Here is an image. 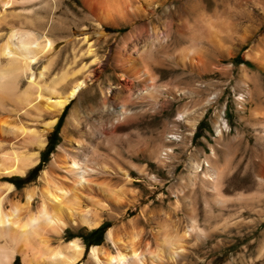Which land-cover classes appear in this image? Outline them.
<instances>
[{"label":"rangeland","instance_id":"obj_1","mask_svg":"<svg viewBox=\"0 0 264 264\" xmlns=\"http://www.w3.org/2000/svg\"><path fill=\"white\" fill-rule=\"evenodd\" d=\"M25 1L18 0L14 10H7V15L13 17L18 11L24 14L21 11L27 7L23 5ZM255 4L249 5L255 17L248 33L251 36L226 40L218 50L209 49L206 58L203 56L207 63L203 60L198 69L188 64L182 67L164 55L160 57L161 64L151 65L162 91L155 100L130 108L131 117L113 118L111 124L101 110L91 112L89 104L79 102L80 94L66 105L45 134L46 145L39 152V163L23 176H14L9 183L14 185L24 204L27 192L43 189L45 173L50 171L54 158L73 150L69 141L79 139L87 128L94 127L92 142L99 143L102 151H109L113 159L118 158L120 167L119 180L110 174L113 171L110 162V173L98 183L110 181L114 184L111 188L120 196L114 202L98 197L107 211L87 208L98 213L97 227L91 229L67 222L59 236L50 237V244L43 247L44 253L27 252L23 243L0 240V245L13 254L11 264L28 261V264H52L53 257L46 253L72 240H77L84 249L74 264H96L89 254L95 245L102 261L97 264H106L111 257L130 258L129 262L134 264H264V18L259 17ZM52 6L50 3L40 12L43 24L51 25L57 38L53 52L33 65L40 91L46 95L42 89L56 82L57 92L64 95L76 70L85 65L86 73L96 74L94 85L99 83L105 91L109 86L116 88L109 94L103 91L106 96L96 94V108L105 101L106 110L116 115L115 100L127 92L120 85L132 88L133 92L137 90L119 75L118 52L124 54L121 37L127 30L107 28L108 39L97 41L98 55L75 57L72 38H81L80 28L75 26L64 0L56 10ZM86 26L90 31L96 28L95 23ZM8 29L9 26H4L0 35L4 36ZM133 40L127 42V48L139 43ZM182 41L177 43L173 54L179 51L187 56L196 51L197 47L189 44L190 41ZM188 47L192 49L187 50ZM39 72L44 77L39 78ZM26 82L24 79L23 83ZM8 102L5 100L0 105V117L14 108ZM49 119L44 114L38 129H44ZM90 141L84 145L88 146ZM95 230L98 231L91 235ZM109 231L113 233L114 244L107 239ZM88 243L93 245L88 247ZM175 250L182 253L177 258L172 256ZM131 255H135V260ZM33 256L41 258L33 260Z\"/></svg>","mask_w":264,"mask_h":264},{"label":"bare ground","instance_id":"obj_2","mask_svg":"<svg viewBox=\"0 0 264 264\" xmlns=\"http://www.w3.org/2000/svg\"><path fill=\"white\" fill-rule=\"evenodd\" d=\"M64 1L70 7L75 26L80 28L78 35L81 38L77 39L72 36V53L75 57L78 55L82 58L96 56L97 41L108 39L105 34L107 28L119 32L127 30L121 37L124 54L118 52L119 60H117L121 72L119 75L121 80L130 81L134 87H137V90L133 92L132 88L120 85L127 92L115 100L116 115L106 110L105 101H102V105L97 109V92L101 95L109 94L115 87L109 86L105 91L99 83L94 85L97 80L96 74L86 73L84 70L86 66L83 65L80 70H76L77 72L74 73L72 84L70 85L68 82L70 87L65 86V88H69L66 89L64 95L59 94L60 91L57 92L56 82L52 86H42V88L44 87L42 90L45 89L47 93L45 95L39 89L41 84L38 85L40 80L37 81L38 77L36 78L33 65L38 59L53 52L57 38L52 33L51 25L43 24L40 12L43 11V8L46 9L50 3L54 4L52 7L53 10H56L63 0H50V2L26 0L23 5L27 7L21 11L24 14L18 13V11L13 17L10 16L11 18L7 15V10L13 9L18 0H0V30L4 26H9L8 32L4 36L0 35V39L3 40L0 44V105L5 100L14 104V108L7 110V115L0 117V181H3V185H0V240L23 243L27 247V252L34 250V252L40 253L43 247H47V244L52 240L51 236L60 235L62 225L65 226L67 222L72 225L81 224L83 227L91 229L97 227L98 213L88 211L87 208L92 206V208L96 207L105 212L108 208L101 204L98 197L114 202L120 196V193L111 188L114 184H110V181L98 183L101 177L110 173L108 171L110 162L113 165L110 168L113 170L110 174L117 180H119L117 176L120 174V167L118 158L113 159L110 157L109 151H102L99 143L92 142L94 127L87 128L85 132L81 133L79 139L69 141L73 144V150L65 153L64 156L57 155L54 158L49 167L50 171L45 173L43 189L27 192L24 204L21 202L22 197L15 193L14 185L9 183L14 176H23L39 163V152L46 145L47 130L55 125L59 114L75 96L80 94L79 102L89 104L88 108H91V112L101 110L100 113L104 114L106 121L112 124L113 118L119 120L132 113L129 109L136 104L155 100L156 95H160L162 87L160 88L156 84L155 76L157 75L151 68V65L163 62L160 57L164 55L182 67L188 64L190 68L198 69L204 64L203 58L209 49L218 50L224 41L227 43L228 40L244 37L251 31L255 17L254 12L249 9L250 3H256L259 17L264 18V0ZM90 23L96 24V28L91 29L92 31L86 26ZM14 24L18 26L16 27ZM131 39V43L134 41L133 39H137L139 43L127 48V42ZM182 40L190 41L189 44L197 47L196 51L187 56L179 54V51L177 54H173L177 43ZM192 45L189 46L192 47ZM212 54L214 53L212 52ZM171 59L169 60L171 61ZM170 65L168 66L170 67ZM179 67L177 66V68ZM200 69L202 70V68ZM191 72L194 73V71ZM44 75L43 72H39V78ZM24 79L27 80L26 84L23 83ZM64 81H61V84ZM84 95L88 97L84 98ZM44 114L50 117V121L45 123L44 129L39 130L38 125L41 124L42 120L40 119ZM88 139L91 141L86 146L84 142ZM15 199L16 201H14ZM6 205L9 206V209H6ZM34 209L35 213H33ZM66 226L68 225L66 224ZM111 231L107 233V239L114 244ZM83 250V246L77 240H72L67 242L64 247L60 246L58 249L56 247L55 251L50 250L49 254H46L53 257L54 263L52 262V264H74L81 257ZM169 250L171 251V249ZM10 251L6 246L0 245V264L10 262L13 255ZM27 252L24 251L23 255ZM42 252H46V249ZM179 253L180 250L172 252V256L177 258ZM89 254L96 264L101 261L98 256L101 254H99L98 246H92ZM24 257L23 259L27 258ZM38 258L35 257L33 260ZM135 258V255H131L132 260ZM129 259L123 257L118 260L116 257H111L106 260V264H134L132 261L129 262Z\"/></svg>","mask_w":264,"mask_h":264},{"label":"trees","instance_id":"obj_3","mask_svg":"<svg viewBox=\"0 0 264 264\" xmlns=\"http://www.w3.org/2000/svg\"><path fill=\"white\" fill-rule=\"evenodd\" d=\"M97 231H98V230H95L94 232H92L91 235H93V234L96 233ZM91 245H93V243H88V244H87L88 247L91 246Z\"/></svg>","mask_w":264,"mask_h":264}]
</instances>
